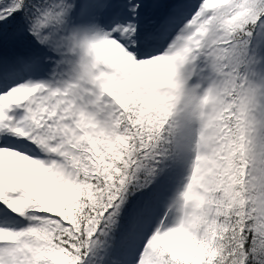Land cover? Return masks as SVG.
Segmentation results:
<instances>
[{"label":"snow or ice","instance_id":"1","mask_svg":"<svg viewBox=\"0 0 264 264\" xmlns=\"http://www.w3.org/2000/svg\"><path fill=\"white\" fill-rule=\"evenodd\" d=\"M0 264H264V0H0Z\"/></svg>","mask_w":264,"mask_h":264}]
</instances>
